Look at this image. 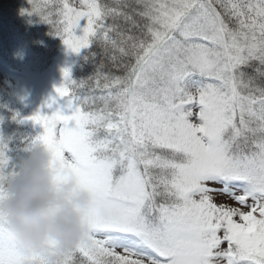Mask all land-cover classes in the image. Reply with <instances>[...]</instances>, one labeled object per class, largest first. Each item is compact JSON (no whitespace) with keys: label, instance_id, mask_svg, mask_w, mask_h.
<instances>
[{"label":"snow or ice","instance_id":"6c2138e0","mask_svg":"<svg viewBox=\"0 0 264 264\" xmlns=\"http://www.w3.org/2000/svg\"><path fill=\"white\" fill-rule=\"evenodd\" d=\"M28 2L68 50L98 45L116 69L91 52L93 74L63 68L51 112L23 118L57 179L106 200L59 264H264V0ZM7 152L0 138V194ZM0 264L47 261L0 233Z\"/></svg>","mask_w":264,"mask_h":264},{"label":"clouds","instance_id":"9594fccd","mask_svg":"<svg viewBox=\"0 0 264 264\" xmlns=\"http://www.w3.org/2000/svg\"><path fill=\"white\" fill-rule=\"evenodd\" d=\"M60 175L48 150L27 144L17 171L4 180L0 194V233L22 250L38 252L47 264L63 255L87 233V213L106 214V200Z\"/></svg>","mask_w":264,"mask_h":264},{"label":"rangeland","instance_id":"374dc122","mask_svg":"<svg viewBox=\"0 0 264 264\" xmlns=\"http://www.w3.org/2000/svg\"><path fill=\"white\" fill-rule=\"evenodd\" d=\"M75 2L78 4V0H75ZM6 10L10 12L9 15H14L11 7H7ZM1 11L4 12L5 10L0 6V12ZM82 21L84 20H81V22ZM77 34H79V30H77ZM21 41L22 40L18 35L11 34L9 44H11L14 49L17 47L18 49L21 48L19 49V56L15 55V53L6 51V46L0 44V60H12L15 68L19 70V73H21V77L18 79V82H16L17 78H14V80L11 79L12 81H10L7 76L4 77L0 74V138L5 140L7 143V155L9 158L13 159L11 161H14L18 157L17 153L13 152V150H15L18 146L21 141V137L26 135L24 132L30 130V126L33 123L31 120L23 119L25 117L19 118V113L25 110L31 113V115L37 110L50 113L52 109L47 108L44 105L50 96L55 95L54 88L61 82L62 69L65 67L71 68L72 66H75L76 63L74 55L67 56L62 52V54L55 58V60L46 69L42 71H35L34 69L28 71V68L34 64L31 59L32 52L27 50L25 45L23 46V44H21ZM61 48H63V51L65 50L68 53L69 50L66 48L64 43H62ZM22 50L26 52L27 58V65L24 68V71H22L24 64L20 60V57L23 54ZM1 66L4 65L2 64ZM37 66H39V63H37ZM6 110H11V113L10 111L5 113ZM196 111H198V109L194 107L193 112L195 113ZM14 116L16 117L15 119L13 118ZM34 126L38 132L42 131L38 124H34ZM17 136L19 137L15 141L14 139ZM24 154L25 152L22 153V155ZM210 186L215 188L221 187L219 184H210ZM213 196L216 203H227L229 205L236 206L235 202L227 195L214 193ZM222 247H227V245L224 244ZM116 251L122 252L121 249H116Z\"/></svg>","mask_w":264,"mask_h":264},{"label":"trees","instance_id":"16d2710c","mask_svg":"<svg viewBox=\"0 0 264 264\" xmlns=\"http://www.w3.org/2000/svg\"><path fill=\"white\" fill-rule=\"evenodd\" d=\"M103 2L111 4L113 3V0H103ZM0 6L5 10L4 12H0V44L6 46V51L15 53V55L19 56V49L21 48L18 49L17 47L14 49L13 46L9 44L11 34L18 35L22 40L21 44H23V46L25 45V48L32 52L31 59L34 64L28 68V71L33 69L35 71H42L46 69L55 60V58L62 54V52L67 56L74 55L76 63L75 66L70 68L73 79L78 80L81 78H87L88 75L94 73L95 65H93L90 57L91 52L97 53L96 65L103 61L106 66L105 70H112L114 72L116 71V69L112 68L111 63L107 60V58L101 55L102 50L98 45L92 44L87 49H81L78 54L73 53L70 50H67L68 53L65 50L63 51V48H61L63 43L62 39L58 35L54 34V30L49 24L43 22L34 13L31 15L27 13H21V9L30 8L28 0H0ZM7 7L12 8L14 13L13 16L9 15L10 12L6 10ZM80 23L83 25L85 21ZM24 50H22L23 54L20 57L21 62L24 64L22 71H24V68L27 65L26 52H24ZM86 57H88V59H86ZM37 63H39V66H37ZM2 64L4 66H1ZM247 71L252 72V69H247ZM0 74L4 77L7 76L8 80L10 81H12L11 79L14 80V78H17L16 82H18V79L21 77V73H19V70L15 68L12 60L8 59H5L4 61L0 60ZM9 111L11 113V110H6L5 113H8ZM30 115L31 113L25 110L19 113V118L29 117ZM37 133L39 132L32 123L30 130L24 132L26 135L21 137V141L19 142L18 146L15 150H13V152L17 153L18 157L14 161H11L13 159L10 158L11 162L15 164L19 163V161L25 155H22V153L25 152L28 139L35 137ZM18 137L19 136H17L14 140L16 141Z\"/></svg>","mask_w":264,"mask_h":264}]
</instances>
